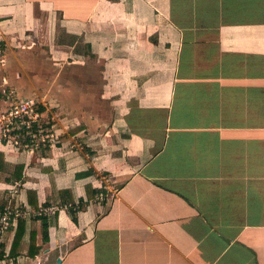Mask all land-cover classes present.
<instances>
[{"label": "crops", "instance_id": "crops-1", "mask_svg": "<svg viewBox=\"0 0 264 264\" xmlns=\"http://www.w3.org/2000/svg\"><path fill=\"white\" fill-rule=\"evenodd\" d=\"M0 47L58 135L0 137L2 264H264V0H0Z\"/></svg>", "mask_w": 264, "mask_h": 264}, {"label": "built area", "instance_id": "built-area-1", "mask_svg": "<svg viewBox=\"0 0 264 264\" xmlns=\"http://www.w3.org/2000/svg\"><path fill=\"white\" fill-rule=\"evenodd\" d=\"M2 51L0 49V56ZM1 60V59H0ZM9 103L0 116V137L4 146L33 151L53 145L58 135L54 129V118L44 115L45 103L34 97L18 98L8 93ZM55 207H41L38 216L53 213ZM28 212L20 205H6L0 211V242L3 233L15 226L18 219L25 217ZM0 247V252H1ZM0 262L8 257L3 253Z\"/></svg>", "mask_w": 264, "mask_h": 264}, {"label": "trees", "instance_id": "trees-1", "mask_svg": "<svg viewBox=\"0 0 264 264\" xmlns=\"http://www.w3.org/2000/svg\"><path fill=\"white\" fill-rule=\"evenodd\" d=\"M40 219H41V222H42L43 239L47 240L48 239V234H47L48 224H47V221H46V217H40ZM23 227H24V222L19 220L18 221L17 230H16V232L14 234V237L12 239V243H11V246H10V250H9L8 256H14V254H15L18 246H19V243L21 241L22 234L24 233V228ZM1 246H2V244L0 243V247ZM1 250H2V248H1ZM35 253H36L35 235H34V232H31L28 254L33 257L35 255ZM2 255H3V250L0 252V259H2V257H3Z\"/></svg>", "mask_w": 264, "mask_h": 264}, {"label": "rangeland", "instance_id": "rangeland-1", "mask_svg": "<svg viewBox=\"0 0 264 264\" xmlns=\"http://www.w3.org/2000/svg\"><path fill=\"white\" fill-rule=\"evenodd\" d=\"M0 49H1V47H0ZM2 51V50H1ZM50 55H52L53 56V52H50ZM61 64L62 65H60V66H58V70H57V72H56V74L58 73V72H60L62 69V66H65V64H66V61H64V62H61ZM51 69V68H50ZM46 78H50V77H53V75L55 74V70H54V68H52L51 70H48V71H46ZM47 86V85H46ZM8 91H10V92H12V95L13 96H16L17 95V90L14 88V87H11V86H8V89H7ZM16 94V95H15ZM33 96H35V95H33ZM1 243V242H0ZM5 260H7V259H9V256L8 257H6V258H4ZM6 262V261H5ZM7 263V262H6ZM19 264H23V262H18ZM34 263V261H29V264H33ZM0 264H2V262H0Z\"/></svg>", "mask_w": 264, "mask_h": 264}, {"label": "water", "instance_id": "water-1", "mask_svg": "<svg viewBox=\"0 0 264 264\" xmlns=\"http://www.w3.org/2000/svg\"><path fill=\"white\" fill-rule=\"evenodd\" d=\"M59 260V259H58Z\"/></svg>", "mask_w": 264, "mask_h": 264}]
</instances>
